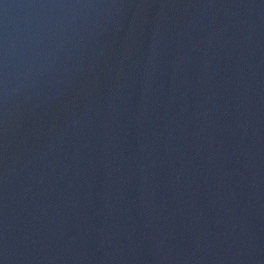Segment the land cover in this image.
<instances>
[{
  "label": "water",
  "instance_id": "water-1",
  "mask_svg": "<svg viewBox=\"0 0 264 264\" xmlns=\"http://www.w3.org/2000/svg\"><path fill=\"white\" fill-rule=\"evenodd\" d=\"M0 264H264V0H0Z\"/></svg>",
  "mask_w": 264,
  "mask_h": 264
}]
</instances>
